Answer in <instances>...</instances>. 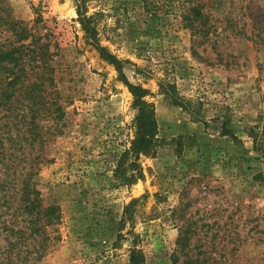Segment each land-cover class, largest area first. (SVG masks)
<instances>
[{
  "label": "rangeland",
  "instance_id": "1",
  "mask_svg": "<svg viewBox=\"0 0 264 264\" xmlns=\"http://www.w3.org/2000/svg\"><path fill=\"white\" fill-rule=\"evenodd\" d=\"M8 16L49 42L57 91L36 98L47 133L60 129L35 145L52 158L38 186L62 213L37 264H131L132 247L144 264H264V0H0L3 41ZM101 47L156 107L160 145L132 185L113 169L134 95Z\"/></svg>",
  "mask_w": 264,
  "mask_h": 264
},
{
  "label": "trees",
  "instance_id": "2",
  "mask_svg": "<svg viewBox=\"0 0 264 264\" xmlns=\"http://www.w3.org/2000/svg\"><path fill=\"white\" fill-rule=\"evenodd\" d=\"M78 11L83 29L95 37L94 15H89L81 4ZM5 20L12 38H0V264H37L60 238L56 226L62 217L60 205L43 202L38 186L41 167L52 158L43 146L35 149L36 144L46 143L60 130L53 123V130L47 133L41 119L51 110L45 104L38 105L36 99L51 94L47 88L54 89L53 57L49 42L34 34L24 21L10 16ZM101 54L116 65L120 79L134 95L137 113L132 122L133 137L118 153L113 169L116 184L132 185L144 177L141 157L154 155L160 145L156 107L147 98L149 90L128 79L121 58L105 47H101ZM160 89L171 104L190 108L175 84L160 81ZM143 256L142 249L131 248V264H144Z\"/></svg>",
  "mask_w": 264,
  "mask_h": 264
}]
</instances>
